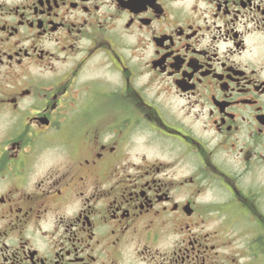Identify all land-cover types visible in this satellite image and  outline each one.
Segmentation results:
<instances>
[{
	"label": "flooded vegetation",
	"instance_id": "1",
	"mask_svg": "<svg viewBox=\"0 0 264 264\" xmlns=\"http://www.w3.org/2000/svg\"><path fill=\"white\" fill-rule=\"evenodd\" d=\"M0 264H264V0H0Z\"/></svg>",
	"mask_w": 264,
	"mask_h": 264
}]
</instances>
